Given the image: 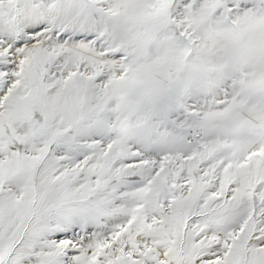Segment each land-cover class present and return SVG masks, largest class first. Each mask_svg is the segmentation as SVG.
<instances>
[{
    "label": "snow or ice",
    "instance_id": "snow-or-ice-1",
    "mask_svg": "<svg viewBox=\"0 0 264 264\" xmlns=\"http://www.w3.org/2000/svg\"><path fill=\"white\" fill-rule=\"evenodd\" d=\"M0 264H264V0H0Z\"/></svg>",
    "mask_w": 264,
    "mask_h": 264
}]
</instances>
